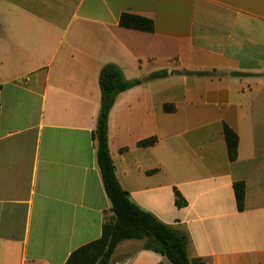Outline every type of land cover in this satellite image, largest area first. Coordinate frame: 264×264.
I'll return each mask as SVG.
<instances>
[{"label":"crops","instance_id":"obj_1","mask_svg":"<svg viewBox=\"0 0 264 264\" xmlns=\"http://www.w3.org/2000/svg\"><path fill=\"white\" fill-rule=\"evenodd\" d=\"M108 65L138 83L108 122L131 202L186 237L191 264H264V0H0V264H66L113 219L93 138ZM132 246L111 264H172Z\"/></svg>","mask_w":264,"mask_h":264},{"label":"trees","instance_id":"obj_2","mask_svg":"<svg viewBox=\"0 0 264 264\" xmlns=\"http://www.w3.org/2000/svg\"><path fill=\"white\" fill-rule=\"evenodd\" d=\"M120 27L141 32L152 33V20L124 14L120 19ZM102 104L96 130L93 133L97 148L98 165L108 198L112 204L114 217L103 225L102 237L91 242L71 254L66 264H111V259L118 245L126 240H147L145 250L153 251L166 257L172 264H191L187 253V239L159 222L154 216L143 211L131 202L115 174L108 146L109 115L114 107L116 97L133 88L137 82H127L121 71L113 66H105L99 78ZM170 112L169 106L165 107ZM223 134L231 162L238 157V136L228 126H224ZM156 144V139H148L139 143L140 148H149ZM234 192L239 211L244 209L245 185L235 183ZM176 206L184 208L186 202L176 192Z\"/></svg>","mask_w":264,"mask_h":264},{"label":"rangeland","instance_id":"obj_3","mask_svg":"<svg viewBox=\"0 0 264 264\" xmlns=\"http://www.w3.org/2000/svg\"><path fill=\"white\" fill-rule=\"evenodd\" d=\"M126 241H128V240H126ZM130 241H132L133 242V246H132V249L133 250H131V251H135L136 249H144L145 248V245L147 244V240H130ZM121 243H123V242H121ZM120 243V244H121ZM119 244V245H120ZM118 245V246H119ZM117 249H118V247H117ZM117 249L115 250V253H114V255H113V257H112V259L114 258V256L116 255V252H117ZM127 252H129V251H127ZM129 254V253H128ZM127 254V255H128ZM112 259H111V263H112Z\"/></svg>","mask_w":264,"mask_h":264}]
</instances>
